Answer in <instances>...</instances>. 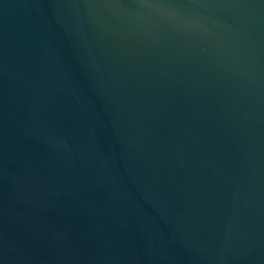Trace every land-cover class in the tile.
I'll return each mask as SVG.
<instances>
[{
    "label": "water",
    "instance_id": "water-1",
    "mask_svg": "<svg viewBox=\"0 0 264 264\" xmlns=\"http://www.w3.org/2000/svg\"><path fill=\"white\" fill-rule=\"evenodd\" d=\"M0 264H264V0H0Z\"/></svg>",
    "mask_w": 264,
    "mask_h": 264
}]
</instances>
